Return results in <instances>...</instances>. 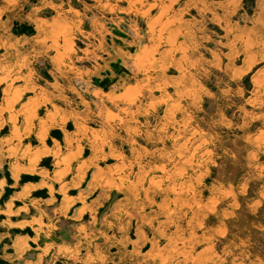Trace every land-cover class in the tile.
Returning a JSON list of instances; mask_svg holds the SVG:
<instances>
[{
	"label": "rangeland",
	"instance_id": "obj_1",
	"mask_svg": "<svg viewBox=\"0 0 264 264\" xmlns=\"http://www.w3.org/2000/svg\"><path fill=\"white\" fill-rule=\"evenodd\" d=\"M0 117L29 173L7 213L28 253L264 264V0H0Z\"/></svg>",
	"mask_w": 264,
	"mask_h": 264
},
{
	"label": "crops",
	"instance_id": "obj_2",
	"mask_svg": "<svg viewBox=\"0 0 264 264\" xmlns=\"http://www.w3.org/2000/svg\"><path fill=\"white\" fill-rule=\"evenodd\" d=\"M72 33V27L68 24L53 31L51 47L55 49L54 59L57 69L61 73L74 71V62L70 56L74 51L72 46ZM72 89L74 91V88ZM1 122L2 119L0 117V130L5 126ZM8 138L9 137L0 135V172L2 173L3 169L9 172V178L4 173H0V215H3L2 221H0V264H61L63 263V259L74 261V249L65 250V248H58L54 255L46 262V253L39 252L35 254V256L28 253V239H26L23 234L18 235V237L10 236L12 227L7 226L10 218V216L7 215L10 207L8 205L10 203L9 200L14 199L20 202L22 201V197L25 198L23 192L27 181L22 180L21 176H25L29 173L26 169H18L20 165L18 166L15 160H11L14 158L10 157L9 154L14 150L15 141L13 138ZM55 164L57 165V169L54 172V182L57 183L58 188L62 190L66 188L68 191H73L74 182H68L67 175L72 169L74 160L69 158H58ZM37 170H40V167H38ZM9 187L13 188L12 192L7 193ZM15 187L17 188L15 189ZM19 206L22 207L21 212L24 214V204L21 203ZM29 209H31V206ZM12 210L14 211L15 209L12 208ZM56 214V220L53 225L55 230L58 229L57 223L60 222V218L63 216L64 211L60 208ZM46 231H49L48 226L46 227Z\"/></svg>",
	"mask_w": 264,
	"mask_h": 264
},
{
	"label": "bare ground",
	"instance_id": "obj_3",
	"mask_svg": "<svg viewBox=\"0 0 264 264\" xmlns=\"http://www.w3.org/2000/svg\"><path fill=\"white\" fill-rule=\"evenodd\" d=\"M153 56V55H152ZM150 67V66H149Z\"/></svg>",
	"mask_w": 264,
	"mask_h": 264
}]
</instances>
